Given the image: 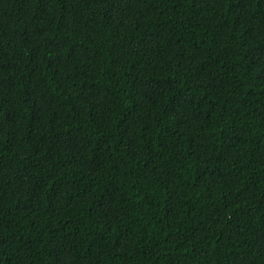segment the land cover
I'll list each match as a JSON object with an SVG mask.
<instances>
[{
  "label": "trees",
  "instance_id": "16d2710c",
  "mask_svg": "<svg viewBox=\"0 0 264 264\" xmlns=\"http://www.w3.org/2000/svg\"><path fill=\"white\" fill-rule=\"evenodd\" d=\"M0 264H264V0H0Z\"/></svg>",
  "mask_w": 264,
  "mask_h": 264
}]
</instances>
